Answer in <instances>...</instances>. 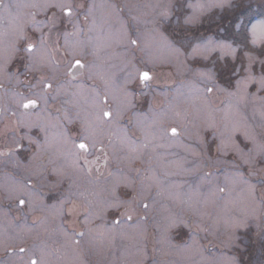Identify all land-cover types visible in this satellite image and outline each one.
Listing matches in <instances>:
<instances>
[{"label":"rangeland","instance_id":"obj_1","mask_svg":"<svg viewBox=\"0 0 264 264\" xmlns=\"http://www.w3.org/2000/svg\"><path fill=\"white\" fill-rule=\"evenodd\" d=\"M118 1L124 4L119 16L114 11L117 8L114 0H64L73 6L70 18L63 16L58 8L48 11L13 8L10 26L5 22L0 29V48L4 44L7 47L12 44L19 46L14 35L15 23L18 22L17 13L19 22L26 24L25 31L30 39L39 40L41 30L47 31V48L53 56L51 55V62L45 61L40 72L49 77L55 74L56 79L62 78L64 82V86L58 85L53 90L55 98L47 99V103L42 101L44 106L29 117L23 109L17 107L16 101L20 97L14 93H23L24 96L28 94L27 97H31L29 90L35 80L30 77L28 82L20 79V83H17L15 79L9 81L0 78V83L4 84V88L0 89V152H3V142L14 147L11 129L21 121L29 126L44 125L46 116L54 121L49 123L58 128L51 134L50 140L48 132L47 146L40 142V129L32 127V138L45 145V148L38 150L37 159L31 162H21L19 153L17 158L15 154L0 156V256L10 252L9 249L16 250L6 260H0V264H24L33 253L39 254V248L47 253L48 264H153L154 261L156 264H264V207L251 199L247 186L236 178V173L239 172L250 184H255L259 200L262 190L259 178L264 176V157H257V162L252 165H244L233 153L223 156L213 150L211 154L193 157L187 150L189 144L197 142V133L211 140L216 129L225 131V123L229 128L233 125L239 128L236 136L242 143H247L248 147L254 145L251 141H244L245 132L254 137L255 144H264V117L261 116L264 104L253 100L251 95L246 101H239L237 97L228 95L235 91L228 82L234 85L235 80L243 73H230L227 75L228 79L225 77L233 68L246 66L245 52L252 47L245 46L246 33L242 34V29L234 24L264 20V0H243L246 11L234 22L225 19L222 23H209L211 17H206L203 24L194 30L196 38L179 42L174 36L177 27L175 18L163 24L151 22L159 9L154 12L147 5L164 0ZM5 2L23 5L34 0ZM35 2L43 3L44 0ZM133 4L139 7L129 12L126 5ZM90 7L92 11L89 13ZM30 12H36L35 20L39 25L28 23L31 17L27 14ZM215 15L219 16L221 13L217 11ZM0 16L8 15L0 9ZM132 16H136L139 22L132 20ZM62 19L65 20V25L62 26L67 29L61 30L65 35L63 46L67 49L69 58L60 53L61 38L58 29L51 27L52 23L60 25ZM83 26L92 35L85 33ZM133 30L139 47L128 43ZM236 32H240V36L234 35ZM161 34L182 50H190L191 45L198 42L197 38L212 36L222 40L227 37L228 42L236 49L235 59L217 49L206 60L200 58L193 61L189 58L185 67L165 50ZM92 36L94 37L91 38ZM134 48L137 52L133 51ZM94 49L102 51L100 58L94 57ZM73 53L85 62L86 67L84 75L69 80L64 73L68 61H72ZM253 54L264 59V55L259 52ZM133 56L137 57L136 61ZM180 59L183 60L184 57ZM15 62L16 68L10 66L12 71L18 68L19 60ZM136 63L154 74L150 87L145 90H142L135 78L136 70H142ZM196 68L211 71L213 80L208 81L205 77L196 75ZM131 81L133 83L130 84ZM136 82L138 85H135ZM125 87L137 97L149 98L147 108H139V102L135 101V108L123 110L119 117L97 120L98 101L109 90L120 96L121 89ZM204 87H212L214 91L205 96L202 94ZM178 88L188 94L190 99L173 101ZM248 92L255 93L256 87L249 85ZM259 95H264V92ZM170 101L175 104V110L186 115L183 123L187 125L188 131L181 129V134L177 137H171L170 133L163 136L161 131L177 126L170 117L161 119L159 116ZM109 104L115 110L116 104L111 98ZM49 109L62 114L65 111L71 119H81L85 125L83 130L101 139L109 156L113 152L114 163L111 159L107 167H101L100 173L93 166L91 177L77 173L73 168L74 139H68L67 143L64 139L65 124H68L65 113L57 119L49 116L53 112ZM138 120L143 122V126L137 123ZM209 123H214L216 128L208 129ZM6 127L8 130L5 134L3 130ZM111 129L114 131L113 135L109 133ZM146 130L155 133V136L148 137L149 147L142 151L140 158L131 163L122 159L127 149L121 145V140L127 136L140 144L145 141ZM54 142H57V146ZM49 149L54 154H50ZM95 155L101 154L93 152L88 155V160H92ZM209 155L211 160L208 159ZM181 160L186 161L185 167H192L197 162L201 167L195 173H184L177 167ZM78 163L83 164L82 161ZM10 168H14V176L9 175L13 172ZM54 168L63 171L65 175L61 177L53 171ZM136 168L141 169L140 174L133 170ZM109 172L119 176L121 180L134 182L137 191H140L142 176L155 174L164 178L166 172L174 173L167 176L166 183L180 186L168 189L163 196H156L157 188L153 183L150 193L146 194V202L150 208L144 210L137 206L136 211L131 213L133 219L128 221L124 216L115 217L112 210L102 212L104 203L111 198L110 188L114 178L109 176ZM204 173L211 174L205 177ZM226 175L229 177L228 181L225 180ZM28 180H31L32 188L27 186ZM9 183H13L17 189L10 188ZM189 184L193 187L199 185V191L193 192L191 199L187 195H181L179 200L169 198L168 192L188 193ZM216 185H227L225 193L210 194L209 190L214 192ZM119 191L122 195L124 191L130 190L121 185ZM19 199H25L24 206L19 205ZM60 200L65 201L63 206L59 204ZM68 203L72 205L70 207L76 206L71 214L66 209ZM86 217H89L88 222ZM116 218H119L120 224L113 226L112 222ZM235 219L243 221L246 227H232L231 223ZM173 220L183 223L169 228ZM79 227V231L86 232V236L78 246L69 244L64 233L72 235L78 232L76 230ZM230 235L232 239H229ZM20 247L27 251L20 254Z\"/></svg>","mask_w":264,"mask_h":264},{"label":"snow or ice","instance_id":"obj_2","mask_svg":"<svg viewBox=\"0 0 264 264\" xmlns=\"http://www.w3.org/2000/svg\"><path fill=\"white\" fill-rule=\"evenodd\" d=\"M126 6L129 8V12L139 7L135 4ZM21 7L34 8L42 11L58 8L61 10L63 16L69 18L73 14V6L70 3L64 2V0H44L43 3L35 2L34 0L32 3L23 5L20 3H6L5 0H0V9H3L8 16H13V8L20 9ZM80 7H83V5ZM147 7L151 8L154 12L159 9V11L156 12L153 21H151L153 24H163L165 22H170L175 18L177 27L174 30V36L177 42L190 38H196L194 30L198 29L203 24L206 17H211L209 19V23H222L225 19H229L230 22H234L239 20L246 11L243 0H194V2L193 0H164V2H157L155 4L147 5ZM91 11L92 8L90 7L88 12L90 13ZM114 11L119 16L123 9L117 7L114 9ZM217 11H219L221 15L216 16L215 14ZM27 15L31 17L28 23L32 25H39V22L35 20L36 12H30ZM0 19H2V17H0ZM16 19L18 22L16 24L14 35L21 43L19 46H17V44H12L9 47L0 48V78L7 79L9 81L15 79L17 83H20L21 75L26 77L25 82H27L28 73L35 74L42 68V65L45 63V61L51 62L52 53L47 48V40L43 35L40 37L38 42L36 40L30 39L25 31L26 24L19 22L18 13L16 14ZM85 19H87V16H85ZM131 19L139 22L136 16H132ZM234 26L241 28L242 34L246 33L244 35L245 46L247 47L250 45L252 47L250 51L245 52V57L247 59L246 66L232 69L233 75L237 73H243V75L235 80L234 85H232L235 88V91L229 92L228 95L237 97L239 101H246L248 96L251 95L253 100H259L262 102V104H264V95H259V93L264 92V59L253 54L254 52H259L261 55H264V20H258L255 23H253L251 20H248L246 24H234ZM51 27L54 28L55 23H52ZM161 37L164 41L165 50L170 56L174 57L179 64H183L185 67H187V60L189 58H191L193 61H197L200 58L206 60L208 59V55L217 49L225 52V55H232L235 59L236 49L230 42H228L227 37L222 40L215 39L212 36L202 39L197 38L198 42L192 44L190 50H182L181 47H177L175 43H173L167 37H164L162 34ZM128 43L139 47V42L137 39H129ZM185 52H187V55H185ZM75 55L76 54L73 53L74 63L71 60L68 61L66 71L64 73L65 77L69 78V80L75 79V73L73 71L74 69L77 67L80 69L86 67L85 62L82 59L75 58ZM181 57H184V59L181 60ZM16 60L21 62L23 72H21L19 68H17L15 71L10 70V65H12ZM194 72L200 77H205L208 81L213 80V74L211 71H205L204 69L196 68L194 69ZM136 73L137 75L135 78L138 79L140 85H142V88L150 87V82L154 79V74L146 70L142 71L140 69H137ZM55 79V74H53L51 77L43 74L39 75L36 83L32 84L29 90L30 96L36 98L24 96L23 93H14V95H18L20 97V99L16 101L17 107L20 109L36 108L38 100H43L45 103H47V97L45 93L48 90L53 89L54 85L52 81ZM249 85L256 87L255 93L248 92ZM3 88L4 84L0 83V89ZM36 89H38V91H36ZM197 91L200 90L197 89ZM213 91L214 89L212 87H204L202 94L206 96ZM110 98L116 104L115 110H113L109 104ZM181 98L189 100L190 96L183 92L181 88H178L176 90L175 96L172 99L175 101ZM135 100L136 97L134 94L129 92L126 87L121 89L120 96H117L110 90L107 91L96 105L99 108L97 120H100L101 118L104 120H111L114 116L119 117L123 110H133L135 108ZM101 105H103V107H101ZM175 107V104L170 101L168 107L163 109L159 114L161 119L163 117H170L177 125L162 129L161 131L163 136H167L170 133L171 137H177L181 134V129H183L185 132L188 131L187 125L183 123V121L186 119V115L175 110ZM106 108L107 110H105ZM13 115H15V113H13ZM261 116L264 117V111L261 112ZM65 119L68 120L69 123H72V119L68 117L67 113H65ZM137 123L143 126L142 121L138 120ZM28 127H39L40 131L45 133V144H47L46 128L40 127L39 125L29 126L21 121L17 127L11 129L13 132L12 144L14 147H10L7 153L0 152V156L16 154L18 151H22L25 148V141H28L29 147L35 146L38 150H44L45 145H41L26 132L22 135L20 134L24 128ZM207 127L208 129L216 128L214 123H209ZM224 128L225 131L216 129L212 133L211 140H208L197 133V142L195 144H189L187 146V150L193 157H200L204 153L211 154L213 150L216 154L223 156L233 153L239 157L244 165H252L257 162V157H264V144H255L254 137L245 132L243 136L244 141H251L254 145L250 148L248 147L247 143H242L239 140V137L236 136V133L239 131L237 126L233 125L231 128H229V125L225 123ZM7 130L8 129L6 127L3 132L6 134ZM150 135L154 137L155 133H150L146 130L145 141L140 144H137L135 141H132L127 136H125L120 142L121 145L127 149L126 155L122 159H126L130 163L135 159H139L142 151L149 147L148 137ZM64 139L65 143H67L68 137L66 135ZM189 139H191V135H189ZM76 140L79 142L77 143ZM76 140L72 141V149L75 150L73 168L77 173L91 177L93 174V166H95V171L97 173H100L102 166H108L112 157H110L109 153L105 150V145L101 139L91 133H88L87 130H83L77 136ZM93 152L100 153L101 155H95L92 160H88V155ZM35 159H37V153L34 152L31 156V160ZM208 159L211 160V155L208 156ZM149 160H151V157H149ZM78 161H82L83 164L81 165L78 163ZM172 163H176V161H172ZM185 163L186 161L181 160V162L177 164V167L180 169V171L184 173H195L199 171L201 167L199 162L194 163L192 167H185ZM133 170L137 174H140L141 172V169L139 168ZM53 171L57 172L61 177L65 175V173L61 170L54 168ZM173 174L174 173L166 172L164 178L157 177L155 174L148 177L142 176L140 180V191H137L134 182L121 180L119 176H114L113 173L109 172V176L114 178L110 188L111 198L104 203L102 212L112 210V214L124 216L128 221H131L133 219L131 213L136 211L137 206L142 207L144 210H148L150 208L149 203L146 202V194L150 193L153 183H155L157 188L156 196H163L168 189L180 186L176 185L175 183H166L167 176ZM210 174L211 173H204V176L207 177ZM236 178L247 186L248 195L251 197V199L259 206L264 207V176L259 178V184L262 186L259 200H257L255 184H250L249 180L239 172L236 173ZM225 180H229L227 175L225 176ZM31 183V180H28L27 184L31 185ZM121 185L130 191H124L121 195L119 191L121 189ZM188 187V193L181 194L179 192H168L169 198L179 200L181 195H187L188 198L191 199V194L193 192L199 191V185L193 187L191 184H189ZM226 187L227 185L224 187L216 185L214 192L212 189L209 191L210 194L225 193ZM55 190L56 186L54 185L53 194H55ZM28 195H30V193ZM49 198L51 199V197ZM64 202V200H60L59 204L63 206ZM154 202L155 201H153V203ZM19 205L24 206L25 199H19ZM89 206H92L91 202H89ZM75 207L76 206L73 205V207L68 208L67 212L71 214L73 211H75ZM88 219L89 217H86V222H88ZM112 223L113 226L119 225V218L114 219ZM178 223L183 222L173 220L169 224V228L176 226ZM231 226L235 228L246 227L243 221L239 219L233 220ZM88 232L90 233L91 229H89ZM64 236L66 237V240L69 244L78 246L80 245L81 240L86 236V232H75L72 235H69L65 232ZM229 239H232L231 235L229 236ZM9 251L15 252L16 250L9 249ZM26 251L27 249L23 247L18 249L20 254H23ZM46 255L47 253H45V250L43 248H39V254L37 255L33 253V255H31L27 261H24V264H48ZM21 259H23L22 256ZM153 264H156V262L154 261ZM233 264H235V262H233Z\"/></svg>","mask_w":264,"mask_h":264},{"label":"flooded vegetation","instance_id":"obj_3","mask_svg":"<svg viewBox=\"0 0 264 264\" xmlns=\"http://www.w3.org/2000/svg\"><path fill=\"white\" fill-rule=\"evenodd\" d=\"M80 1V0H79ZM114 2L117 4V7H119V8H122V9H124V4H122V2H120V1H118V0H114ZM0 17H2V19H0V29L5 25V22H7V24L10 26V24H11V17L10 16H0ZM123 17V16H122ZM16 24L17 23H15V26H16ZM62 25H65V20L64 19H62L61 21H60V25H58V24H56V26H55V28H57L58 29V34H59V36H60V38H61V47H59V50H60V53L62 54V56H64L65 58L67 57V58H69L70 56H68V53H67V49L63 46V44H64V42H65V35L63 34L64 33V31L65 30H67V29H65L64 28V26H62ZM67 26V25H66ZM68 27H69V24H68ZM67 27V28H68ZM84 28H83V31L85 32V33H87V32H89V35H92L91 34V32H90V30H88L85 26H83ZM25 30H26V28H25ZM61 30H64L63 32L61 31ZM35 32H37V31H35ZM41 32H42V34L40 35V37L43 35L46 39H47V31H45V30H41ZM135 31L133 30V35H132V37H131V39H136L135 38ZM94 36H92L91 38H93ZM37 42L39 41V40H36ZM19 43V45H20V41L18 42ZM57 43H59V42H57ZM60 44H58V46H60ZM133 51H136V48H134L133 49ZM101 52V53H100ZM137 52V51H136ZM93 53H94V57H99L101 54H102V51H100V50H95L94 49V51H93ZM98 53H100V54H98ZM55 55V54H54ZM52 56H53V54H52ZM75 58H78V59H80L79 57H75ZM100 58V57H99ZM136 58L137 57H134L133 56V60L134 61H136ZM72 62L74 63V59L72 58ZM95 63H98V62H95ZM68 64V63H67ZM136 65L137 66H139L137 63H136ZM10 66H13V68L15 67L16 68V66H17V63L16 62H14L12 65H10ZM140 67V66H139ZM18 68H20L21 70V72H23V68H22V66H21V62L19 61V64H18ZM141 69H142V71L143 70H145L142 66L140 67ZM147 70V69H146ZM39 75H41V72H40V70L37 72V73H35V74H32V73H28L27 74V82H28V78H30V77H32L34 80H35V83H36V81H37V79H38V77H39ZM34 76H35V78H34ZM80 76H75V78H79ZM96 77V76H95ZM20 79L22 80V81H24V80H26V77L25 76H23V75H21L20 76ZM53 82V89H51V90H49L48 92H46L45 93V95H46V97H47V99H52V98H55V95L53 94V90H55L57 87H58V85H62V86H64V82H63V80H62V78H59V79H55V80H53L52 81ZM131 83H133V81H131L130 82V84ZM136 84H137V82H136ZM106 85H108V84H106ZM128 88H130V87H128ZM25 96H28V94H25ZM135 96V95H134ZM136 97V96H135ZM30 98H36V97H30ZM43 100H38V104H37V107L36 108H29V109H23L24 110V113H25V115H28L29 117H31L34 113L33 112H38L39 110H40V108L41 107H43L44 105H43V102H42ZM136 101V100H135ZM49 110H51V111H53V112H51L50 113V117H55V118H57L58 119V117L60 118L61 116H63L64 115V113H66L65 111H64V113L62 114L61 112H56L55 110H53V109H49ZM57 110V109H56ZM59 110H60V108H59ZM67 111V110H66ZM78 113H79V111H77ZM69 113H72V111L71 112H69ZM2 116V107H1V104H0V117ZM45 118H46V124H44V125H42V124H38L40 127H44V128H46V130H47V146H48V132H49V140H50V138H51V134L53 133V132H56L57 130H58V128L56 127V125H53V123H49V121L50 122H54L52 119H49L48 117H46V116H44ZM73 118V117H72ZM49 123V124H48ZM46 125V126H45ZM14 127H17L16 126V124H15V126ZM84 127H85V125H83L82 124V120L81 119H72V123H69L68 122V124H65V133H66V135H67V137H68V139L69 140H71V139H74V140H76V136H78L80 133H81V131H83V129H84ZM38 129H40L39 127H38ZM25 131H26V133L29 135V136H31L32 137V127H31V129H28V128H24L23 130H22V132L20 133L21 135L22 134H24L25 133ZM113 129H111V131L109 132L111 135H113ZM39 133H40V142L41 143H44L45 144V133L44 132H41V131H39ZM3 140V139H2ZM77 141V143L79 142L78 140H76ZM250 146V145H249ZM2 147H3V152H8V150H9V148L11 147V145L7 142L6 144H4V142H3V144H2ZM251 148V147H250ZM38 151V149L35 147V146H32V147H29L28 146V141H25V148L22 150V151H18L17 153H19L20 155H21V162H23V163H25V162H31V156H32V154L35 152H37ZM74 151L75 150H73V153H74ZM17 153L15 154V156H16V158H17ZM49 153L50 154H54L53 153V151H51L50 149H49ZM26 160H25V159ZM55 159H56V157H54ZM234 158V157H233ZM38 159H40L41 160V158H40V156H38ZM44 159V158H43ZM57 160V159H56ZM13 172H10L9 173V175H12V176H14L15 175V171H14V168H10ZM70 186V185H69ZM74 186V185H73ZM70 191H72V189L70 188ZM10 255H12V254H8V255H6L5 257H1L0 258V260H6V258H8Z\"/></svg>","mask_w":264,"mask_h":264},{"label":"bare ground","instance_id":"obj_4","mask_svg":"<svg viewBox=\"0 0 264 264\" xmlns=\"http://www.w3.org/2000/svg\"><path fill=\"white\" fill-rule=\"evenodd\" d=\"M123 33V32H122ZM119 36H120V33H119ZM7 47V45H3V48ZM54 144L57 146V142H54ZM9 187L12 188V189H17L16 186H14L13 183H9Z\"/></svg>","mask_w":264,"mask_h":264},{"label":"water","instance_id":"obj_5","mask_svg":"<svg viewBox=\"0 0 264 264\" xmlns=\"http://www.w3.org/2000/svg\"><path fill=\"white\" fill-rule=\"evenodd\" d=\"M75 74H78V73H82L83 72V69H80V68H76L73 70Z\"/></svg>","mask_w":264,"mask_h":264},{"label":"trees","instance_id":"obj_6","mask_svg":"<svg viewBox=\"0 0 264 264\" xmlns=\"http://www.w3.org/2000/svg\"><path fill=\"white\" fill-rule=\"evenodd\" d=\"M256 12H257V11H255V13H256ZM228 74H229V73H228ZM228 74L225 75L226 79H228V78H227V75H228Z\"/></svg>","mask_w":264,"mask_h":264}]
</instances>
